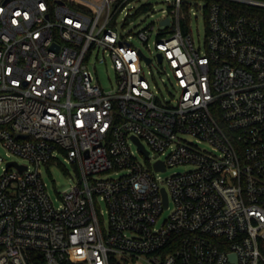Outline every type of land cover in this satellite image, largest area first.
I'll return each instance as SVG.
<instances>
[{
    "label": "built area",
    "instance_id": "1",
    "mask_svg": "<svg viewBox=\"0 0 264 264\" xmlns=\"http://www.w3.org/2000/svg\"><path fill=\"white\" fill-rule=\"evenodd\" d=\"M161 1L0 0V264H264V0Z\"/></svg>",
    "mask_w": 264,
    "mask_h": 264
},
{
    "label": "rangeland",
    "instance_id": "2",
    "mask_svg": "<svg viewBox=\"0 0 264 264\" xmlns=\"http://www.w3.org/2000/svg\"><path fill=\"white\" fill-rule=\"evenodd\" d=\"M153 2V13L147 15L144 20L135 19L132 22L126 23L123 26H120V30L124 33H127L128 30L136 31L140 26L144 25L146 22L156 20L158 19L161 8L165 7L166 2H163L161 0H152ZM121 19V16H120ZM194 36L196 38H202L203 32H204V25L201 19H199L198 26L194 24L192 26ZM135 45L142 46L140 39L133 38L131 39ZM203 39H195L197 43L201 42ZM154 39H150V46H143L144 52L147 54H151L154 50ZM104 54L99 53L98 57L101 59ZM93 62H95V66L93 65ZM144 70L148 74V70L152 69L155 70L157 68H160L161 66H166V69L169 70V67L164 63H159L158 61H154L152 64H143ZM90 68L95 72V74L98 76L99 81L104 87H111L115 83V71L112 67V61L109 58V56L105 55V60H98L97 58L94 60L91 59L90 62ZM161 76H166V73L156 74L155 82H157L158 86L161 89H165V85L161 79ZM188 139L195 140V138L191 135H186ZM204 147H209V144L206 142L200 143ZM0 151L2 154L6 155V149L0 144ZM60 158L63 160L62 163H52L50 165V170L44 172V178L48 182V189L50 194L53 198H56L60 193H62L64 190L69 188V186L73 183V165L69 162H66L63 158V155H59ZM141 158V156H139ZM189 166L187 165H176V166H170L167 170L160 172L162 177H168L174 172L177 171H183L185 169H188ZM45 169V168H44ZM117 175L116 173H113V176ZM170 212L169 209H166L164 211V215H167ZM139 264H144V261H141Z\"/></svg>",
    "mask_w": 264,
    "mask_h": 264
},
{
    "label": "trees",
    "instance_id": "3",
    "mask_svg": "<svg viewBox=\"0 0 264 264\" xmlns=\"http://www.w3.org/2000/svg\"><path fill=\"white\" fill-rule=\"evenodd\" d=\"M256 14H258L262 18L264 24V9H256Z\"/></svg>",
    "mask_w": 264,
    "mask_h": 264
},
{
    "label": "water",
    "instance_id": "4",
    "mask_svg": "<svg viewBox=\"0 0 264 264\" xmlns=\"http://www.w3.org/2000/svg\"><path fill=\"white\" fill-rule=\"evenodd\" d=\"M142 148H144L143 145H142ZM146 152H147V150H146ZM157 166H159V164H157Z\"/></svg>",
    "mask_w": 264,
    "mask_h": 264
}]
</instances>
